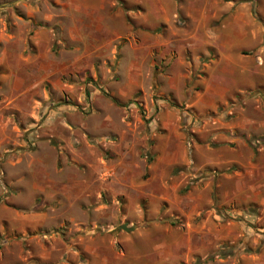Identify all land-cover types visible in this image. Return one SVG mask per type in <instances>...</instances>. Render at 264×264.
<instances>
[{
	"label": "rangeland",
	"instance_id": "1",
	"mask_svg": "<svg viewBox=\"0 0 264 264\" xmlns=\"http://www.w3.org/2000/svg\"><path fill=\"white\" fill-rule=\"evenodd\" d=\"M261 54L264 0H0V264H243L237 223L195 229L213 209L259 227L215 183L237 171L229 138L264 146L263 79L193 101L204 64ZM206 180L213 204L190 219Z\"/></svg>",
	"mask_w": 264,
	"mask_h": 264
},
{
	"label": "crops",
	"instance_id": "2",
	"mask_svg": "<svg viewBox=\"0 0 264 264\" xmlns=\"http://www.w3.org/2000/svg\"><path fill=\"white\" fill-rule=\"evenodd\" d=\"M201 41L209 43L208 39L204 36ZM204 46L207 47V44ZM200 58L201 56L197 55V59L199 60ZM258 58L262 59V63L258 62L256 65H245L244 61L243 64H239L237 60L235 66H233L229 64V61L224 59H215L204 64L203 70L205 71V75L201 76L200 79L203 90L198 93L197 99L193 101V106L200 110L217 108V106L227 101L238 90L244 87L243 82L248 72V74L258 73L261 75L263 81L260 82L263 84L264 54H261ZM228 140V143L222 147L220 163L233 166L237 171L234 175H225L221 183H215V186H221L219 200L224 205L233 204V206H236L235 204H237L238 207L235 209L245 212L246 221L253 224L257 223L259 227L255 228L253 227L254 225H249L244 221L222 222L224 220V213L221 212L219 215L217 209H213L205 213V219H201L196 224L197 228L195 230L197 232L203 230L213 232L218 227H221V230H227L237 223L244 236L241 245L235 250V254H238L241 251V247H244L239 257L234 258H239L238 261L241 259L244 261L243 264H264V236L261 235V233H264V146L255 149L251 147L243 136L238 138L232 137ZM208 152L209 146L204 147L203 145L194 144L191 153L195 158L193 162L198 168H201V165L214 163L213 160L215 158L204 161L203 157L207 156ZM226 179H237V183L235 186L226 187ZM213 186L214 182L212 180H206L203 186L196 185L189 192L187 196L194 207L189 211L188 217L190 219H193L195 216L198 217L213 204L211 199ZM203 201H207L205 208H201ZM182 212L185 216L187 215L184 210ZM214 217L219 221H215ZM222 238L229 239L230 235L222 236Z\"/></svg>",
	"mask_w": 264,
	"mask_h": 264
},
{
	"label": "water",
	"instance_id": "3",
	"mask_svg": "<svg viewBox=\"0 0 264 264\" xmlns=\"http://www.w3.org/2000/svg\"><path fill=\"white\" fill-rule=\"evenodd\" d=\"M120 227L122 228V229H124V230H132L133 229V227H129V226H127V224H122V225H120Z\"/></svg>",
	"mask_w": 264,
	"mask_h": 264
},
{
	"label": "trees",
	"instance_id": "4",
	"mask_svg": "<svg viewBox=\"0 0 264 264\" xmlns=\"http://www.w3.org/2000/svg\"><path fill=\"white\" fill-rule=\"evenodd\" d=\"M257 140L259 141V144H264V138H257ZM257 146H255V148H256Z\"/></svg>",
	"mask_w": 264,
	"mask_h": 264
}]
</instances>
